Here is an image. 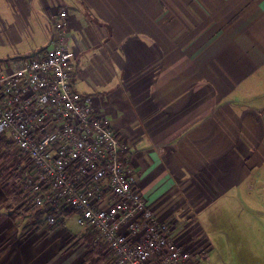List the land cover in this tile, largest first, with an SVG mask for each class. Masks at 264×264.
<instances>
[{"label": "crops", "instance_id": "0c3cea01", "mask_svg": "<svg viewBox=\"0 0 264 264\" xmlns=\"http://www.w3.org/2000/svg\"><path fill=\"white\" fill-rule=\"evenodd\" d=\"M63 9L74 88L110 121L156 214L199 229L194 216L235 200L246 218L230 262L264 264V0H0L1 73L51 47ZM12 227L0 264H51L57 244L10 241L37 235Z\"/></svg>", "mask_w": 264, "mask_h": 264}, {"label": "built area", "instance_id": "2783aa9c", "mask_svg": "<svg viewBox=\"0 0 264 264\" xmlns=\"http://www.w3.org/2000/svg\"><path fill=\"white\" fill-rule=\"evenodd\" d=\"M68 17L65 9L52 17L51 47L0 72V136L32 169L20 185L48 226L71 212L97 232L110 264H199L203 240L156 214L121 159L124 146L110 121L75 90Z\"/></svg>", "mask_w": 264, "mask_h": 264}, {"label": "rangeland", "instance_id": "374dc122", "mask_svg": "<svg viewBox=\"0 0 264 264\" xmlns=\"http://www.w3.org/2000/svg\"><path fill=\"white\" fill-rule=\"evenodd\" d=\"M0 138H3L0 136ZM17 151L12 150L9 153V158L7 160L0 161V210L5 208L6 205H15L13 197H7L4 191V186L12 183V176L7 174L6 168L11 163V161L16 158ZM22 156V155H21ZM235 203V204H234ZM236 201H226L222 200L216 204L212 209L203 213L200 216H194L188 227L193 225L199 226L201 229L202 236L196 227L192 229L194 234H197L199 239H202L205 243V247H209L206 252V260L201 261L199 264H238L236 257L232 258L230 262L232 253H241L243 247L234 248L231 247L232 242H239L240 240V229L243 223V219L246 218L241 216L240 208L236 211ZM235 205V206H234ZM21 206V204H19ZM234 206V207H233ZM33 203H25L24 211L31 210L27 217L20 218L16 221L8 219V216H3L0 214V226H13L16 225L21 231L28 227H36L37 235H31L28 232L23 236L16 237V233H8V239L18 240V241H39L40 243H50L54 242L57 245H47L50 249L48 251L58 253L54 258H52L51 264H91L92 260L87 259V255L95 250L99 245V241L94 240L88 241L86 236L87 233L92 232L88 227H81L77 223V215L72 214L63 223L57 226L51 227L44 221V215L41 213H36ZM38 214V215H37ZM40 214V215H39ZM170 219V218H163ZM180 222V218H176ZM243 222V223H241ZM188 228V229H189ZM234 229L236 232L234 233ZM199 232V233H198ZM31 235V236H28ZM22 235V234H21ZM10 236V237H9ZM185 235H183L184 237ZM7 239V240H8ZM4 240V239H3ZM237 240V241H236ZM66 246V247H65ZM97 246V247H96ZM55 247V248H54ZM102 250V257L104 258L99 264H109V249L106 247H98ZM45 251V249H43ZM45 251V252H48ZM48 255L43 256L46 258ZM240 256V254H239ZM111 263V262H110Z\"/></svg>", "mask_w": 264, "mask_h": 264}, {"label": "trees", "instance_id": "16d2710c", "mask_svg": "<svg viewBox=\"0 0 264 264\" xmlns=\"http://www.w3.org/2000/svg\"><path fill=\"white\" fill-rule=\"evenodd\" d=\"M12 150H16L13 142L9 141L7 138H0V161L7 160L9 158V153ZM28 171H32L29 160L25 156H21L17 151L16 158H14L6 168L7 174L12 176L13 181L12 183L4 186V191L7 194V197L8 198L13 197L16 203L15 205H6L5 207V210L7 211V213H9L10 219L14 221L20 218L27 217L30 213H32L31 210L24 211V206L26 202H28V204H31L33 198L27 196L26 192L23 190L22 186L20 185V182L23 180L25 174ZM19 204H21V206H19ZM35 209L37 208L35 207ZM36 213L42 214L41 210L39 209H37ZM71 215H72L71 212H67L66 215L60 221L63 223ZM91 231L92 232L86 234L88 235L86 236L87 240L92 241L95 239L96 241H99L98 247L108 248L107 244H105V242L102 240V237L97 232L93 230ZM98 247L95 250H92V252H90V254L87 255L86 260L91 259L92 260L91 264H99L104 259L103 258L104 256L102 257V250L98 249ZM110 262H111V256H109V264Z\"/></svg>", "mask_w": 264, "mask_h": 264}]
</instances>
